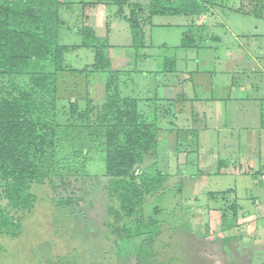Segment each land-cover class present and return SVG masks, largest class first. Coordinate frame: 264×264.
Listing matches in <instances>:
<instances>
[{
    "label": "rangeland",
    "instance_id": "obj_1",
    "mask_svg": "<svg viewBox=\"0 0 264 264\" xmlns=\"http://www.w3.org/2000/svg\"><path fill=\"white\" fill-rule=\"evenodd\" d=\"M131 1L143 3L148 0ZM92 3L89 4L93 6ZM225 4L236 7L239 0H226ZM69 9L61 10L59 39L63 44H74L81 40L79 34L69 30L72 24L82 25L80 9L74 8L73 12H69ZM116 10L114 3L107 4L105 21L112 28L109 42L120 47L130 45L132 37L129 34V23L116 16ZM230 16L229 23L233 26L237 21L246 19L254 25L263 26L264 29L263 17H243L234 13ZM182 18L184 16L154 17V26L146 28V42H151L158 48L165 41L167 45H171L184 34H190V31L207 36L202 26L198 25L181 29H165V26L160 25L165 24L166 20L179 23ZM219 18L213 16L209 22L215 23ZM85 23L84 26H89ZM105 29L106 27H101L102 31ZM222 31H225V39H228L230 31L219 25L215 27L217 34ZM190 35L200 48L186 53L190 55L191 52L198 51L197 55L202 60L200 68L214 69L213 57L222 55L223 50L216 49L222 45H216L211 39L201 44L199 34ZM257 45H262L264 51V40L246 41L248 55H258ZM128 49L133 59L135 55H141L146 50H136L130 46ZM117 53L115 48H109L110 59L115 58ZM205 55L209 59L205 60ZM69 58L71 54L66 57L67 63ZM86 58L84 61L90 65L91 55ZM258 63L256 73L252 75L261 73L264 77L261 72L264 60L261 59ZM135 64L134 61L131 62V66L126 67V73L120 75L121 94L143 98L145 102L150 98L153 100L151 102H156L153 89L155 76L134 73ZM73 65L78 64L76 62ZM84 65L82 62L81 69ZM139 65L136 64V67ZM154 65L150 67L154 68ZM253 65L250 59L242 62V66L249 70ZM83 74L87 81V75L94 73L62 74L66 85L63 86L65 90L59 89V95L64 99V103H67L69 98L74 100L83 94ZM248 75L251 73H247V76L235 75V79L264 85V78ZM103 76L106 77V74H99L90 79L98 81ZM157 79H161L160 74ZM10 80L9 77H0V87L2 83H9ZM263 85H260L258 90L249 92L263 95ZM89 87L93 89L96 86ZM92 92L96 101L102 100L105 83L102 81L100 87ZM158 95H162L161 88L158 89ZM145 102L139 100L141 112L147 118H152L154 113H157L159 120L157 147L153 154L146 157L144 164L150 165L154 161V168L168 175L163 188L147 196L143 205L144 216H153L159 221L160 233L152 243H144L143 246V237L124 238L118 243V240L110 235L106 225L109 220L106 214L107 178L102 175L105 172L104 152L102 149H90L87 145L86 130L78 129L74 137H77L76 144H64L56 157L61 161L74 147L81 152L85 148L87 151L80 154V159L87 164L85 170L82 173L73 171L81 167V163L76 162L73 170L67 168L69 173L64 169L60 171V174L65 176H54L41 184L31 185V191L37 196L36 203L30 212L21 215L17 236L0 234V264H264V218L256 217L257 212L260 213L257 207L264 208V181L256 174H229L225 168L218 172L220 165L213 159L208 158L205 163L204 160L200 162L202 157L199 156L197 160L198 156L192 152L189 154L186 149L187 135L184 131L178 134L181 147L174 149L175 133L171 134L167 129L172 127L173 123L182 127V123L175 122L174 117L165 114V111H168L165 110V101L157 103L159 106L155 108ZM66 199H70V202H63ZM0 203L4 205L5 201L0 198ZM154 209L158 212H154ZM251 222L256 223L254 230L248 227L252 226Z\"/></svg>",
    "mask_w": 264,
    "mask_h": 264
},
{
    "label": "trees",
    "instance_id": "obj_2",
    "mask_svg": "<svg viewBox=\"0 0 264 264\" xmlns=\"http://www.w3.org/2000/svg\"><path fill=\"white\" fill-rule=\"evenodd\" d=\"M97 1L117 6L116 16L129 23L131 47L136 50L153 45L145 35L156 16L197 17L215 5L231 8L226 0ZM65 7L64 0H0V77L11 79L0 87V198L5 201L0 203V234L18 235L21 215L30 212L37 200L32 184L65 176L60 171L69 173L76 162L81 167L73 171L85 170L86 161L80 159L85 148L81 152L74 147L61 161L56 157L64 144L75 145L76 132L84 129L88 147L104 152L110 235L118 243L143 237V246L151 244L160 233L159 221L145 217L143 205L168 177L154 168V161L144 164L157 147L159 116L147 118L138 98L121 94L120 75L126 71L111 67L108 27L102 31L82 26L80 42L60 43ZM234 10L262 18L264 0H239ZM190 34H184L176 48H199ZM81 47L94 52L93 63L82 69L66 65L64 54ZM174 61L164 59V70L174 71ZM64 72L106 74L103 99H92L86 90L64 103L59 95Z\"/></svg>",
    "mask_w": 264,
    "mask_h": 264
},
{
    "label": "crops",
    "instance_id": "obj_3",
    "mask_svg": "<svg viewBox=\"0 0 264 264\" xmlns=\"http://www.w3.org/2000/svg\"><path fill=\"white\" fill-rule=\"evenodd\" d=\"M64 2H66L65 9L70 8L69 12H73V9L77 7L80 9L82 25L81 23L72 24L69 30L78 34V28L84 26L85 22L95 28L108 27L109 40L112 28L105 21L107 3H100L97 0H64ZM91 2H93V6L90 5ZM234 8L215 5L209 7L208 11L200 16L191 18L178 15V17L184 16L181 22L173 23L172 20H166L165 24H160L165 26V29L202 26L207 36H200L199 32L190 31L192 34H199L198 38L202 42L201 44L211 39L216 45H222L220 48H216L222 49L223 53L213 57L214 69L212 70L200 68L202 60L197 55L198 51L196 53L191 52L190 55L186 53L198 49L197 47L176 48L182 37L178 41L175 40L171 45H167L165 41L158 48L154 44L144 48L148 51L145 50L140 57L135 55L134 59L129 54L130 50L128 49L129 46L131 47V42L130 45L125 44L123 47L109 42L110 48H115L118 51L117 56L111 59V67L115 70L126 71V67L131 66V62L134 61V64H140L139 67H136L135 64L134 70L136 72L134 73L155 76L153 89L156 94L154 99L156 102H151L153 100L150 98L146 99L147 102L143 98H135L141 99L142 102L153 108L159 106L157 103H164L163 101H165V110H168L165 111V114L174 117L175 122L182 123V127L173 123L171 126L175 128L169 127L167 129L171 134L175 133L174 149L178 150L181 147L178 134L180 131H184L187 135L186 149H188L189 154L192 152L198 156L197 160H199V156L202 157L200 162L204 160L205 163L208 158L213 159L217 165H220L218 172L225 168L229 174L236 175L243 172L248 175L256 174L258 177L264 172V94L251 93L249 90H258L263 84L235 79V75L247 76V73H251L248 76L264 78L260 72L259 75L258 73L252 75L256 73L258 62L261 59L264 60L262 45L256 47L258 55L254 53L248 55L246 47V41L264 40V29L263 26L254 25L246 19H243L242 22L237 21L234 26L231 25L228 18L231 17L232 13L243 15V17L250 16L239 13ZM223 9L226 11L224 12ZM213 16L220 17L219 21L210 23L209 19ZM218 25L230 31L228 39H225L227 38L225 31H222L221 34L215 32V27ZM70 54L71 58L67 63L66 57ZM89 54L91 55V64L93 61L91 49L81 47L69 51L64 54L65 64L72 68L81 69L82 62L88 65L84 60ZM168 57L175 60L173 64L175 70L172 72L164 70V59ZM207 57V55L204 56L205 60L209 59ZM248 59L252 60L254 64L250 70L242 66L243 60ZM113 61L115 62L114 67ZM76 62L78 65H73ZM152 64H155L154 68L150 67ZM261 72L264 74V68H261ZM99 74L104 73L87 75V81L85 74H83L85 83L82 93L87 90L89 96L94 100L92 90H97L102 81L105 83L106 77L103 76L98 81L90 78L97 77ZM159 74L160 80L157 79ZM60 85V89L65 90L64 81ZM90 85L96 87L91 89ZM134 86L136 87L135 84ZM159 88L162 90V95H158ZM257 210L260 213L257 212L256 217L263 216L264 218V208L258 206ZM255 224L251 222L250 225L252 226L248 227L254 230Z\"/></svg>",
    "mask_w": 264,
    "mask_h": 264
},
{
    "label": "built area",
    "instance_id": "obj_4",
    "mask_svg": "<svg viewBox=\"0 0 264 264\" xmlns=\"http://www.w3.org/2000/svg\"><path fill=\"white\" fill-rule=\"evenodd\" d=\"M260 178L264 181V172L261 173Z\"/></svg>",
    "mask_w": 264,
    "mask_h": 264
}]
</instances>
